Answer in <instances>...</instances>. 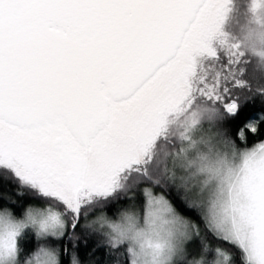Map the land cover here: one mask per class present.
<instances>
[{"label": "snow or ice", "instance_id": "6c2138e0", "mask_svg": "<svg viewBox=\"0 0 264 264\" xmlns=\"http://www.w3.org/2000/svg\"><path fill=\"white\" fill-rule=\"evenodd\" d=\"M230 2L0 0V264H61L48 245L80 231L102 239L63 264H236L188 250L190 217L264 264V142L237 148L264 137V88L211 44Z\"/></svg>", "mask_w": 264, "mask_h": 264}, {"label": "trees", "instance_id": "16d2710c", "mask_svg": "<svg viewBox=\"0 0 264 264\" xmlns=\"http://www.w3.org/2000/svg\"><path fill=\"white\" fill-rule=\"evenodd\" d=\"M224 60V59H223ZM220 63H223V65H226V61L220 60ZM245 64H240L237 66H232L236 71H239V69L244 67ZM243 79H248L246 75H243ZM253 92H255L256 87H252ZM240 94L242 95H251L252 98L249 102L255 103L260 97L258 95H252L249 93L248 89H238L237 90ZM247 135V134H246ZM264 141V137L257 138V137H252V138H246L244 141H237V148L244 149V148H252L258 143H261ZM195 223H197L200 227V233L203 235L204 239L203 244H207L208 248L211 250L214 248H221L224 250H227L229 253L232 254L234 260L236 261V264H243V257L241 250L221 238L217 237L216 235L213 234L212 231H210L204 224V221L200 218H191ZM78 239L75 241H66L63 245H59V253H60V259H61V264H63V260L65 256H68L70 259V256L73 252L76 253L77 258L80 259L81 256V249L82 248H88L90 244H92L93 241L96 240H101L102 237L95 232H90V231H80L77 234ZM24 242L26 245H29L31 250H35V248L38 245H41V241L37 240L35 235L31 232L26 233L24 237ZM205 242V243H204ZM67 249V251H65ZM108 252V249L105 248L104 252H101L99 248L96 249V254L95 255H89L81 260V264H124L123 256L120 254H112V255H107L106 253Z\"/></svg>", "mask_w": 264, "mask_h": 264}, {"label": "clouds", "instance_id": "9594fccd", "mask_svg": "<svg viewBox=\"0 0 264 264\" xmlns=\"http://www.w3.org/2000/svg\"><path fill=\"white\" fill-rule=\"evenodd\" d=\"M249 11L251 15L241 25L239 37L230 40L228 34L221 32L225 18L218 33L224 36L222 43L245 54L247 63L241 71L248 79L243 83L259 89L264 88V0H251Z\"/></svg>", "mask_w": 264, "mask_h": 264}, {"label": "rangeland", "instance_id": "374dc122", "mask_svg": "<svg viewBox=\"0 0 264 264\" xmlns=\"http://www.w3.org/2000/svg\"><path fill=\"white\" fill-rule=\"evenodd\" d=\"M250 4H251V0H231L230 4L228 5L229 10L226 13L225 20H224L222 27H221V32L228 34L230 40H232L233 38L239 37V35L241 33V25L251 15V13L249 11ZM223 40H224V36L217 33V35L211 41V44H212V47H214L220 51L219 52V55L221 58L220 60L226 61V65H227L228 56H227L226 51L230 50V47L227 44L222 43ZM244 61H247L246 57L242 58L241 64H246V63H244ZM220 64L223 65V63H220ZM206 127H208V125H206ZM240 150H243V149H240ZM141 215H142V213H141ZM50 239H54V238H50ZM203 240H205V239H204L203 235H201V233H200V236L194 237V240L189 241L188 245H186V247L191 252L194 250L193 249V243H195L196 245H202ZM40 241H41V244L45 243V241L43 239H40ZM59 245L60 244L48 245V246L56 247L58 249ZM210 248H213V247H210ZM210 248H209L210 251L204 255V258L206 260H214L215 259L214 250L216 248H214L212 250Z\"/></svg>", "mask_w": 264, "mask_h": 264}]
</instances>
